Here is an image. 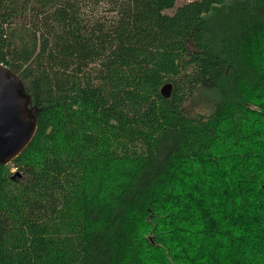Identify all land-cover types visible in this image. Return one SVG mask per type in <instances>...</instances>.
Segmentation results:
<instances>
[{"label":"trees","instance_id":"obj_1","mask_svg":"<svg viewBox=\"0 0 264 264\" xmlns=\"http://www.w3.org/2000/svg\"><path fill=\"white\" fill-rule=\"evenodd\" d=\"M176 3L0 0V264H264V0Z\"/></svg>","mask_w":264,"mask_h":264},{"label":"water","instance_id":"obj_2","mask_svg":"<svg viewBox=\"0 0 264 264\" xmlns=\"http://www.w3.org/2000/svg\"><path fill=\"white\" fill-rule=\"evenodd\" d=\"M171 91L170 83L161 89L164 97ZM30 102L20 77L0 62V164L16 159L36 133L37 119L29 110Z\"/></svg>","mask_w":264,"mask_h":264},{"label":"rangeland","instance_id":"obj_3","mask_svg":"<svg viewBox=\"0 0 264 264\" xmlns=\"http://www.w3.org/2000/svg\"><path fill=\"white\" fill-rule=\"evenodd\" d=\"M189 1H191V0H177L176 6L183 4V3H186V2H189ZM168 12L171 13L172 10H169ZM207 105L208 104L205 101L204 102L195 101V102L189 103L187 108L192 114L208 113L209 110L207 109L208 108Z\"/></svg>","mask_w":264,"mask_h":264}]
</instances>
